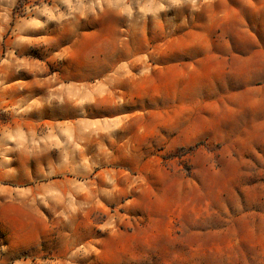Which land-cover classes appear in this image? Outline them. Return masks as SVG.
I'll return each instance as SVG.
<instances>
[{
  "label": "rangeland",
  "instance_id": "374dc122",
  "mask_svg": "<svg viewBox=\"0 0 264 264\" xmlns=\"http://www.w3.org/2000/svg\"><path fill=\"white\" fill-rule=\"evenodd\" d=\"M0 264H264V0H0Z\"/></svg>",
  "mask_w": 264,
  "mask_h": 264
},
{
  "label": "crops",
  "instance_id": "0c3cea01",
  "mask_svg": "<svg viewBox=\"0 0 264 264\" xmlns=\"http://www.w3.org/2000/svg\"><path fill=\"white\" fill-rule=\"evenodd\" d=\"M2 151L3 150L0 149V156L9 154V152H2ZM7 161L9 160L0 157V168L7 166L9 164ZM5 177L7 176L4 173H2L0 169V180L4 179ZM13 189H15V186L9 183H4L0 185V193L10 194L12 193ZM9 200H10L9 197H4V199L2 200L0 199V210H4L5 208H7Z\"/></svg>",
  "mask_w": 264,
  "mask_h": 264
}]
</instances>
